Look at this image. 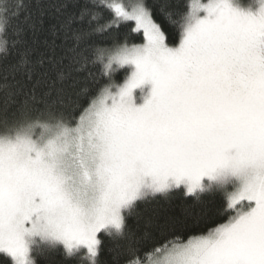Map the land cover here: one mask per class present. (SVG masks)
I'll list each match as a JSON object with an SVG mask.
<instances>
[{
	"label": "snow or ice",
	"instance_id": "1",
	"mask_svg": "<svg viewBox=\"0 0 264 264\" xmlns=\"http://www.w3.org/2000/svg\"><path fill=\"white\" fill-rule=\"evenodd\" d=\"M0 264H264V0H0Z\"/></svg>",
	"mask_w": 264,
	"mask_h": 264
},
{
	"label": "trees",
	"instance_id": "2",
	"mask_svg": "<svg viewBox=\"0 0 264 264\" xmlns=\"http://www.w3.org/2000/svg\"><path fill=\"white\" fill-rule=\"evenodd\" d=\"M131 1H135V0H123V2L128 3V4L131 3ZM178 2L181 4H186V3L190 2V0H178ZM240 2L245 3V4H249V3L255 4V3H258L259 0H240ZM122 31L127 35L130 43H134V44L143 43L142 34L133 32L128 28H124V29H122ZM173 32H174V39L171 41V43L173 45H175V44H178V42H179V33L175 29L173 30ZM124 76H125L124 71L119 70L115 74L114 78L117 80H122L124 78ZM217 199H219V198H217ZM180 201H181L180 194L177 193L176 196L174 197V202L179 204ZM226 219H227V217L223 213H221V214H219V216L214 218V222H209L207 224V226L202 225V224H200V225L193 224L190 228L184 230L181 233V236L183 239H187L190 236L198 235L201 232H206L208 230V228L215 227L216 224H219V223H224L226 221ZM169 239H171V237H169Z\"/></svg>",
	"mask_w": 264,
	"mask_h": 264
},
{
	"label": "rangeland",
	"instance_id": "3",
	"mask_svg": "<svg viewBox=\"0 0 264 264\" xmlns=\"http://www.w3.org/2000/svg\"><path fill=\"white\" fill-rule=\"evenodd\" d=\"M133 2H135V1H131V3H133ZM131 3H129V4H131Z\"/></svg>",
	"mask_w": 264,
	"mask_h": 264
}]
</instances>
